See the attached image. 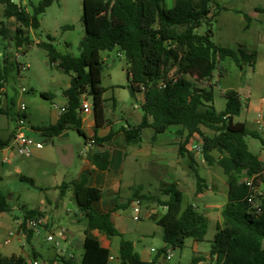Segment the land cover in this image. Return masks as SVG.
Here are the masks:
<instances>
[{"label": "trees", "instance_id": "trees-1", "mask_svg": "<svg viewBox=\"0 0 264 264\" xmlns=\"http://www.w3.org/2000/svg\"><path fill=\"white\" fill-rule=\"evenodd\" d=\"M55 1L58 0H42L37 5H26L24 0H18V3L0 0L5 7V19H14L18 24L12 32L6 21L0 23V42L4 43V50L10 45L16 50L32 46L26 30L38 29L39 16ZM82 1L85 37L79 46V56L61 54L51 43L54 39L50 35L49 42L37 44L47 50L50 63H58L59 68L70 75V86L64 92L66 110L58 122L36 130L44 137L54 138L73 126L87 140L81 129L83 96L92 100L95 131L108 124L101 53L119 48L129 64L128 89L131 96L136 98L138 94H144L140 106L142 121L136 126L129 124L122 128L127 142L141 143L142 132L147 128H152L155 136L177 128V136L183 139L179 144V153L189 159V167L197 180V192H201L203 179L195 168L193 155L185 148L193 136L199 135L203 141L204 159L209 165L217 163L223 169L229 186L228 201L221 212L223 224L217 226L211 257L216 258V264H264V161L250 151L247 142L248 138H260L264 143V139L258 132L248 129L245 123L235 121L242 110L237 92H226V107L217 111L212 91L195 85L190 79H212L213 72L227 58L240 67L243 63L255 66L254 54L246 52L241 46L235 51L217 45L212 41L211 29L205 35L196 32L212 19L211 7L215 0H175L171 9L165 7L164 0ZM258 11L264 12L261 9ZM245 18L250 20L248 16ZM12 67L10 58L0 50V96L6 94L3 90ZM41 97L51 99L53 95L43 92ZM8 113L9 109L0 108V115ZM113 136L114 132H111L105 138L95 136L93 139L100 144ZM11 140L0 138V149L7 147ZM214 151L222 155L217 162L211 155ZM92 158L98 169H108L109 152L95 151ZM244 177L254 178L255 185H262L261 212L247 201L249 188L243 181ZM23 180L33 183L30 178L24 177ZM72 186L75 203L87 226L102 231L109 238H120L119 258L122 264H155L154 261L141 259L134 243L117 230L110 213H99L94 208L98 191L88 187L87 176H83L80 182L72 183ZM68 187V184L59 187L61 196ZM143 191V186H139L133 193L134 199L166 209L162 216L154 215L153 219L162 227L164 241L174 250L182 249L187 239L205 240V218L193 206L183 209L184 195L176 185L162 188L157 195ZM10 210L7 196L0 191V213ZM36 215L44 217L38 210L25 209L22 218L27 221ZM32 238L33 234L27 236L28 244H31ZM32 253L36 259L35 252ZM110 256L109 249L86 237L81 264H108ZM57 261L59 264H75L71 258L63 256ZM0 264L27 263L17 255H0Z\"/></svg>", "mask_w": 264, "mask_h": 264}, {"label": "rangeland", "instance_id": "rangeland-1", "mask_svg": "<svg viewBox=\"0 0 264 264\" xmlns=\"http://www.w3.org/2000/svg\"><path fill=\"white\" fill-rule=\"evenodd\" d=\"M41 1L24 0V3L26 5H37ZM164 3L167 9H171L175 5V0H164ZM4 8V5L0 3V23L6 21L12 32H14L18 24L14 19H5ZM258 9L264 10V0H215L211 7L212 19L207 20L196 31L199 35H205L211 29L212 41L217 45L231 48L235 51L241 46L246 52L254 54L255 66L243 63L240 67L231 58H227L213 72L211 88L206 85L212 91L213 105L217 111H222L226 107V98L224 96L226 92L235 91L240 95L243 107L240 115L235 118L236 122L245 121L247 103L261 99L264 96V12L258 11ZM246 16L250 18L249 21L246 20ZM82 17V0H58L39 16L40 26L38 29L26 30L32 41V46H24L20 50H16L15 47L10 45L9 48L4 50V43L0 42L1 52H4V55L7 54L13 64L3 93L7 92L9 99L15 100L12 113L15 117L19 111L20 103L24 102L26 104V114L29 116L32 114V105H36V100L45 104L41 93L49 92L59 98L57 94L64 91L67 87L70 75L64 73L59 68L58 63H50L47 50L37 44L49 42L48 36L50 35L54 39L51 43L61 54L79 56V46L85 37ZM24 51L26 55H22ZM101 56L105 65L103 87L106 89L105 96L108 99V105L114 115L121 119H127L128 123L134 124L138 113L142 114L139 102L142 95L139 94L136 98H133L128 89L126 70L129 65L127 64L126 56L119 48L112 51H104ZM19 64L28 66V69L19 72L17 66ZM190 79L193 81L192 78ZM114 84L121 85L115 92L112 90L114 89L112 87ZM22 88L27 89L28 92L21 94ZM113 98L117 102L115 109L112 107ZM7 120L9 126H12L13 120L10 117L0 115V126ZM30 122L34 125L31 119ZM123 125L127 126V123L124 122ZM176 130L177 128H171L173 132ZM65 132H67V138L70 143L75 145L77 153H81L85 138L73 126ZM149 132L151 130L143 131L142 141L144 146L149 141ZM32 135L35 138L37 134L32 133ZM8 136V130L0 128V138L7 139ZM171 136V132L157 135L159 138L158 143L164 140L170 141ZM38 138L40 142L41 138ZM247 142L250 151L256 154L261 153L263 144L260 138H248ZM168 156L171 159L174 154ZM5 158L9 159V162H3ZM150 160L152 159L146 157L137 159L128 155L124 181L135 180L138 185L132 190L128 187H123L121 193L123 200L128 199L131 193H134L139 186H143L145 193L157 195L164 182L170 183V170L167 169L165 171L163 169L154 172L155 166L151 165ZM182 161L187 164L188 158H182ZM186 168L189 171V168ZM59 169L60 167L51 166V164L43 163L40 160L20 156L16 151L5 153L0 149V191L7 196L11 207L9 212L0 213V235L2 239L5 238L9 231L17 228L16 220L23 217L25 209L37 210L41 205H50L58 213H61L60 220H55L53 224L54 230L52 231H57L61 228L66 229L71 226L70 220H75L76 215H79L73 192L62 197L59 189L55 190L51 187L54 179L52 173L57 172ZM208 169L209 167L206 165L198 166L199 174L209 181ZM210 169L217 171L223 176V169L219 165L216 164V167L213 166ZM159 173H161V179L158 176ZM24 177L30 178L33 183L23 180ZM189 180L193 182L194 188H196V179L192 173L189 175ZM209 195L214 196L211 192H209ZM163 198L166 199L167 197ZM224 200L222 195L217 194V202ZM64 203L65 208H63ZM195 203L199 204L200 202L196 200L194 192H186L182 205L183 209L188 204ZM143 204L146 205V202L144 201ZM85 221V218L82 217L80 224ZM216 226V224H212L208 227L206 241L202 245L203 248L210 247L211 241L216 234ZM46 237L47 235L41 234L39 239L33 243L34 247L43 254L52 253L56 248L60 249L65 245L61 241L60 246L55 247L54 243L46 240ZM132 237L131 240L138 243L137 239L139 238L137 236ZM114 239L119 241L118 237ZM15 242L10 246L17 245V248H19L20 244ZM143 243L146 245V241ZM137 245L138 247L142 246V244ZM174 254L173 262L180 261L181 264H191L194 257L192 248H187L183 252L182 250H176Z\"/></svg>", "mask_w": 264, "mask_h": 264}, {"label": "crops", "instance_id": "crops-1", "mask_svg": "<svg viewBox=\"0 0 264 264\" xmlns=\"http://www.w3.org/2000/svg\"><path fill=\"white\" fill-rule=\"evenodd\" d=\"M128 68L126 70L127 82ZM194 78L197 79L196 77ZM211 83L212 79L205 80L202 82V86L200 87L206 88V85H211ZM69 86L70 81L64 91H61L57 94L59 98L53 96L51 99H45L42 97L43 101H45V104H42V102L36 100V105H32L31 107L32 114L29 116L28 114H26V132L35 141L33 155L30 156V158L38 161L40 160L41 162L48 163L49 165L51 164V166L60 167L57 172L52 173V177L54 179L51 187L55 190H58L62 184H68L69 187L65 189V194L64 196H62L65 197L73 192L72 183L80 182L83 176H87L88 187L98 191V198L93 204L94 208L99 213H110L115 227L126 239L129 238V240H131V238H133L132 236H137L139 238L137 239L138 243H135V241L133 240L131 241L134 243L135 250L139 253L143 261H154L161 264H181L180 261L173 262L175 258L174 251L182 250L183 252L187 248H192L194 257L191 263L194 262L195 264H216V258L211 257V247L213 240L211 241V245L209 248H203L202 245L203 242L206 241V237L203 242H199L194 239H187L185 242V246L182 249L174 250L164 241L163 229L153 219L154 215L160 217L165 213L166 209L164 207L158 206L157 204L146 203V205H144L142 203L141 211L139 214H137L134 211V202L136 199H134L133 193H131V195L126 200H123L121 198L123 187H128L130 190H132L138 185L135 180H131L130 182L124 181V171L126 168L128 155L137 159L140 157H146L149 159L151 158L152 160H150V163L151 165L155 166L154 172H158L159 170L163 169L165 171H167V169L170 170V183L164 182V184H162V188L170 185H176L177 189H179L183 193L184 198L186 192H194V194L196 195V200H198L200 203L188 204L185 208H187L188 206H193L196 212L199 213L203 218H205L207 223V231L208 227L212 224H216L217 226L222 225L223 218L221 212L228 201L229 193L227 178L224 172L222 176L217 171L215 172V170L210 169L213 166L216 167L217 163H214L213 165H209L207 163V165V161L204 159L203 155L196 153L195 147L197 144L198 135L193 136L185 148L189 153L193 155L195 168L197 169V171L198 166L200 165H206L207 167H209V181L203 178L198 171V174L203 179L201 192H197V180L196 188H194L193 182L189 180V175L192 173V175L194 176V174L189 167V159L187 164L182 161V158L185 159L186 156H182L179 153V144L183 142V139L177 136V130L174 132L171 131V129L167 131L171 132L172 135L170 137V141L164 140L161 141V143H158L159 138L154 135V130L152 128H147L145 130H151V132H149V141L148 143H146V146H144L143 141H141V143L139 144L128 143L126 136L122 131V128L128 127L131 123H128L127 119H121L120 117H117L113 114L111 107L108 105V99L105 96L106 89L104 88L105 93L103 97L106 100V105H108L107 117L110 122L104 127L98 129L96 132L93 109L89 113L82 112L81 129L87 136V140H84V144L81 148V153H77L75 145L70 143V140L67 138V132H63L61 135L54 138H47L42 136V134L36 130V128L55 125L58 122L62 114L60 108L67 106V97L64 92L69 88ZM120 86L121 85L114 84L112 86L114 88L112 89L113 92L120 88ZM5 93V95H2L3 97L0 96V108L9 109L8 115L5 116L10 117L13 120V124L12 126H9L7 120L2 123L0 128L8 130L9 136L7 139L11 140L13 137V132L16 128V122H14L15 119H13L12 114L15 100H10L8 93ZM141 95L142 98L139 101L140 106L144 101V94L142 93ZM85 100H87L88 104L92 107V100L90 101V97L83 96L82 103ZM112 100H114L112 107L115 109L117 102L115 98H113ZM142 117L143 113H138L137 117H135V123L131 125H138L142 121ZM30 119L34 122V125L30 122ZM124 122L127 123V126L123 125ZM242 123H245L248 129H250L251 131L258 132L261 137L263 136L262 138L264 139V96L261 99L252 100L251 102L246 104L245 121H243ZM203 130L207 132V130ZM111 132H114V136L107 141H104L100 144H96L95 142V144L93 145H90V143H88L91 139L95 138V136L98 138H105ZM32 133L37 134L35 138L33 137ZM38 137L41 138L40 142L38 141ZM262 144V151L257 155L262 161H264V143ZM2 150L5 153L14 151H8L6 147ZM95 151L109 152L110 162L108 169L100 170L96 166H94L92 155ZM170 154H174L171 159L168 158V155ZM211 155L213 156L215 162L220 160V158L222 157V155L217 151L212 152ZM35 163L39 164L37 162ZM186 167L189 168V171L191 173L187 171ZM160 174L161 173H159L158 176H160ZM209 192L213 193L214 196L209 195ZM217 194L222 195L225 200L222 202H217ZM118 205L119 208H117ZM63 208H65V203L63 204ZM37 210L44 214V218L46 221L44 227L45 229L41 231L38 236H33L31 244H28L26 238L22 236H16L11 241V243H6V238L10 231L7 233L4 239H2L0 235L1 256L10 257L12 255H17L23 258L27 264H30L31 259L34 258L32 252H35L37 259L44 261L46 264H59L57 258L62 256L71 258L75 264H81L84 255V242L86 237H88L97 241L102 248L110 250L111 256L108 264H122L119 258L120 238L119 241H115V237L109 238L102 231L88 227L86 221L83 224H80V221L83 217L80 211L79 215H76L77 217L75 218V220H70L71 226L63 229L65 230V236L62 240L65 244L64 247L60 249L56 248V250L52 253H41L34 247L33 243L34 241L39 239V236L41 234L46 235L48 231L54 230L53 224L56 219L60 220L61 213H58V211L54 210L50 205H41ZM65 212L68 211L65 210ZM20 219H22V217L17 219L16 221L18 222V220ZM15 241L20 244L19 248H17V245L10 246ZM145 241L146 245H144L143 243ZM137 244H142V246L138 247ZM166 252H170V255L168 256L164 254Z\"/></svg>", "mask_w": 264, "mask_h": 264}, {"label": "built area", "instance_id": "built-area-1", "mask_svg": "<svg viewBox=\"0 0 264 264\" xmlns=\"http://www.w3.org/2000/svg\"><path fill=\"white\" fill-rule=\"evenodd\" d=\"M11 1L18 3V0H11ZM18 68H19V72H21L22 70H27L28 66L19 64ZM192 79H193L192 82L195 85L202 86L201 83L203 81H200L199 79H195L194 77H192ZM27 92H28L27 89L22 88L21 94H26ZM81 107H82V112L84 113H89L92 110V107L88 104L87 100H85L82 103ZM65 110L66 107L60 108L61 113H64ZM26 111H27L26 104L24 102L20 103L19 111L15 117L16 128L13 132L12 140L10 144L6 147V149L8 151L14 150L20 156L30 157L33 155L35 141L26 132L27 130ZM88 143H90V145H93L95 144V141L94 139H91ZM195 151L198 154H202L203 152V141L199 135H198ZM8 161L9 159L5 158L3 162H8ZM243 181L249 188V195L247 197V201L258 212H261L260 196L262 195V185L259 186L255 185L254 178H244ZM134 204H135L134 211L137 214H139L141 211L142 202L140 200H135ZM45 224H46L45 218L39 215H36L35 217L28 219L27 221H24V219H20L17 222V228L8 233V236L6 238V243H11V241L16 236H22L25 238H27L29 234H33V236H38L41 233V231L45 229L44 228ZM46 235H47L46 240L48 242H52L54 243L55 247H59L61 241L65 236V230L58 229L57 231H48ZM164 254L169 256L170 252H166ZM30 264H46V263L40 259L33 258L31 259ZM155 264H161V263L155 262Z\"/></svg>", "mask_w": 264, "mask_h": 264}]
</instances>
